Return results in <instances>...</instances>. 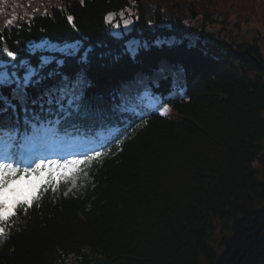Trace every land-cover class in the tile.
<instances>
[{
    "label": "trees",
    "instance_id": "trees-1",
    "mask_svg": "<svg viewBox=\"0 0 264 264\" xmlns=\"http://www.w3.org/2000/svg\"><path fill=\"white\" fill-rule=\"evenodd\" d=\"M147 1L4 7L17 18L0 23V62L12 60L7 48L16 61L39 64L26 47L42 41H78L91 51L87 65L75 57L47 65L44 82L25 93L2 87L0 106L70 86L109 98L107 88L154 75L163 60L184 68L190 91L100 163L92 187L64 195V185L18 212L0 264H264V0ZM126 9L138 38L151 44L135 57L109 34V14ZM248 24L260 38L239 42L210 30ZM158 37L181 41L156 47Z\"/></svg>",
    "mask_w": 264,
    "mask_h": 264
},
{
    "label": "snow or ice",
    "instance_id": "snow-or-ice-1",
    "mask_svg": "<svg viewBox=\"0 0 264 264\" xmlns=\"http://www.w3.org/2000/svg\"><path fill=\"white\" fill-rule=\"evenodd\" d=\"M121 17L124 13L120 14ZM112 18V14H109V20ZM72 17L69 16V23L72 22ZM12 21L8 20L6 24H11ZM131 23L130 20L124 19V25L127 27ZM118 27V25H117ZM7 55L12 59H16L15 53L8 51L5 48ZM71 54V53H69ZM35 75V71L29 69L23 78V84L17 81L20 88L27 87L32 82V77ZM11 83L7 73H0V85H6ZM13 133H5L0 131V145L7 147V141L5 136L11 139ZM100 156L99 152L95 154ZM80 160L65 161L64 164H59L56 160H39L34 167H19L15 166L11 160V157L3 155L0 156V236L5 233V227L8 219L15 214L14 210L18 205L31 204L32 199L35 198V194L41 188L42 185L49 184L54 181L57 175L61 178H66L69 171L75 172L76 165L82 163ZM45 169H47V175H45Z\"/></svg>",
    "mask_w": 264,
    "mask_h": 264
},
{
    "label": "rangeland",
    "instance_id": "rangeland-1",
    "mask_svg": "<svg viewBox=\"0 0 264 264\" xmlns=\"http://www.w3.org/2000/svg\"><path fill=\"white\" fill-rule=\"evenodd\" d=\"M124 13V16L121 17V15H112V18L109 20L108 22L111 23V26H113V33L116 34L117 36L120 37V31L121 29L124 27L126 28H130L132 26V20L130 15L132 14L131 12H121ZM28 15L26 14H22L21 18L22 19H26ZM17 16H15L14 18H11L9 20H11L12 22L16 21ZM109 18V17H108ZM124 19H128L131 21V23L125 27L124 25ZM8 21V20H7ZM118 25V27H117ZM231 34H233V38H235L236 40H241V41H247L249 38H251L252 36H258L259 37V33L260 31L256 28H254L252 25H248V26H244L243 28L240 29H233L231 31H229ZM34 47H39L42 50H48L51 52H54L55 50H58L60 52H65V53H77L78 49L80 48V44H65L64 46H57V45H51L47 42H42L41 44H37V45H33ZM15 76V74H14ZM182 79V76H181ZM70 177L72 179V181L75 183L76 181H78V175L76 173H69ZM230 233V230H229ZM222 235L221 233H218L216 240L220 241L222 239Z\"/></svg>",
    "mask_w": 264,
    "mask_h": 264
},
{
    "label": "bare ground",
    "instance_id": "bare-ground-1",
    "mask_svg": "<svg viewBox=\"0 0 264 264\" xmlns=\"http://www.w3.org/2000/svg\"><path fill=\"white\" fill-rule=\"evenodd\" d=\"M223 29H224V27L221 26L222 34H225V32H227V30H223ZM231 35H232V37H233V34H231Z\"/></svg>",
    "mask_w": 264,
    "mask_h": 264
}]
</instances>
